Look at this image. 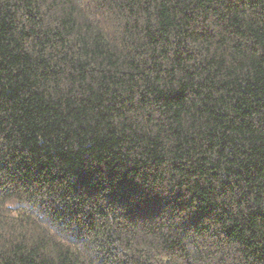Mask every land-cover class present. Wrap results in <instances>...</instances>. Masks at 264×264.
Listing matches in <instances>:
<instances>
[{"label": "trees", "instance_id": "trees-1", "mask_svg": "<svg viewBox=\"0 0 264 264\" xmlns=\"http://www.w3.org/2000/svg\"><path fill=\"white\" fill-rule=\"evenodd\" d=\"M0 264H264V0H0Z\"/></svg>", "mask_w": 264, "mask_h": 264}]
</instances>
